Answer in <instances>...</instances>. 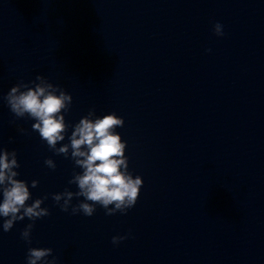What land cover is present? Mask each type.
Returning <instances> with one entry per match:
<instances>
[{
  "label": "clouds",
  "instance_id": "obj_1",
  "mask_svg": "<svg viewBox=\"0 0 264 264\" xmlns=\"http://www.w3.org/2000/svg\"><path fill=\"white\" fill-rule=\"evenodd\" d=\"M214 34L223 36L224 25L216 22L213 25ZM210 51V49H209ZM10 111L17 118L28 117L35 121L32 130L40 134L41 140L57 155H63L81 169L73 172L69 184H75L77 191L65 189L53 193L52 199L62 212L72 215L83 214L91 217L97 205L105 209V215L112 216L117 212L127 214L128 210L137 203L143 186L141 176H133L129 171L128 157L125 155L127 141L122 140L117 128L124 126V119L114 112L96 117L95 111L90 110L87 116L72 125L69 143L63 142L70 125L65 120V114L70 111L73 97L71 94L49 82L42 75H37L30 82L20 81L3 97ZM21 132L25 131L20 129ZM45 165L55 170L56 163L48 158ZM20 167L16 151L0 149V218H3L2 230L10 231L17 221L28 218L29 223L21 232V239L26 243L32 242V229L36 220L49 216V209L42 207L47 195L32 199L28 183L17 179ZM33 180L31 187L38 186ZM83 198L75 205L73 198ZM130 235V234H129ZM128 235L112 237L113 245H119ZM52 259H48L49 257ZM26 264H57L52 248L29 247Z\"/></svg>",
  "mask_w": 264,
  "mask_h": 264
}]
</instances>
